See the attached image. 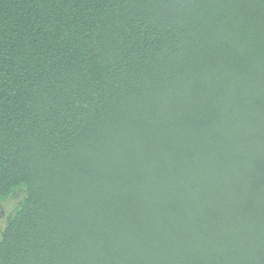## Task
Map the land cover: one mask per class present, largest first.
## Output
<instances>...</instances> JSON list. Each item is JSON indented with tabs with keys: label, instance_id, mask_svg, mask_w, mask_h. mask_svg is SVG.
<instances>
[{
	"label": "trees",
	"instance_id": "obj_1",
	"mask_svg": "<svg viewBox=\"0 0 264 264\" xmlns=\"http://www.w3.org/2000/svg\"><path fill=\"white\" fill-rule=\"evenodd\" d=\"M0 264H264V0H0Z\"/></svg>",
	"mask_w": 264,
	"mask_h": 264
},
{
	"label": "rangeland",
	"instance_id": "obj_2",
	"mask_svg": "<svg viewBox=\"0 0 264 264\" xmlns=\"http://www.w3.org/2000/svg\"><path fill=\"white\" fill-rule=\"evenodd\" d=\"M17 200L18 199H6L3 202H0V230H1V226L3 225V221H4V216L11 213L16 205H17Z\"/></svg>",
	"mask_w": 264,
	"mask_h": 264
}]
</instances>
